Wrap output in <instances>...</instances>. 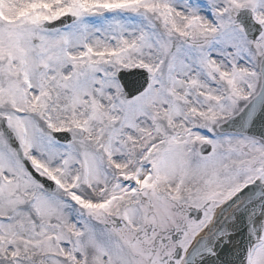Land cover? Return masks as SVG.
I'll list each match as a JSON object with an SVG mask.
<instances>
[{"label": "snow or ice", "instance_id": "snow-or-ice-1", "mask_svg": "<svg viewBox=\"0 0 264 264\" xmlns=\"http://www.w3.org/2000/svg\"><path fill=\"white\" fill-rule=\"evenodd\" d=\"M0 264H264V0H0Z\"/></svg>", "mask_w": 264, "mask_h": 264}]
</instances>
